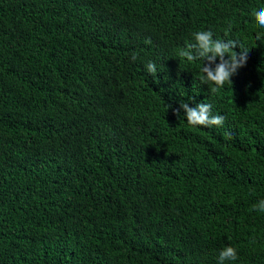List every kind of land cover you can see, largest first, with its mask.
I'll return each mask as SVG.
<instances>
[{
  "label": "trees",
  "instance_id": "trees-1",
  "mask_svg": "<svg viewBox=\"0 0 264 264\" xmlns=\"http://www.w3.org/2000/svg\"><path fill=\"white\" fill-rule=\"evenodd\" d=\"M261 7L0 0V264H217L229 245L226 264H264ZM209 29L249 50L215 93L178 56ZM184 102L224 125L166 107Z\"/></svg>",
  "mask_w": 264,
  "mask_h": 264
},
{
  "label": "clouds",
  "instance_id": "clouds-1",
  "mask_svg": "<svg viewBox=\"0 0 264 264\" xmlns=\"http://www.w3.org/2000/svg\"><path fill=\"white\" fill-rule=\"evenodd\" d=\"M255 27L258 31L257 40L264 35V7L253 10ZM151 44V40L145 41ZM239 48L237 52L236 49ZM249 50L244 48L238 41L234 39L214 38L212 30H199L192 34V40L186 42L185 46L180 48L178 56L188 62L202 61L200 67V79L203 83L213 85L211 92H218L225 84L232 86V77L238 71L245 67L248 60ZM138 59V54L133 52L131 55L132 62ZM217 60L219 62L217 63ZM146 70L150 75H157V65L153 61H148ZM167 109H172L173 114L178 118L183 111L186 121L190 126L196 127H222L225 117L212 113V105L210 103H198L190 106L189 103H180L178 108H172L168 104ZM230 139L231 134L225 133ZM251 211L264 213V199L259 200L252 205ZM238 259L237 249L233 246H225L220 252L217 264H226V262L236 261Z\"/></svg>",
  "mask_w": 264,
  "mask_h": 264
}]
</instances>
